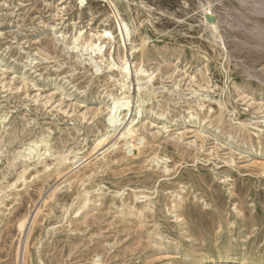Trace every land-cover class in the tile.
Instances as JSON below:
<instances>
[{
    "label": "rangeland",
    "instance_id": "374dc122",
    "mask_svg": "<svg viewBox=\"0 0 264 264\" xmlns=\"http://www.w3.org/2000/svg\"><path fill=\"white\" fill-rule=\"evenodd\" d=\"M263 10L0 0V264H264Z\"/></svg>",
    "mask_w": 264,
    "mask_h": 264
},
{
    "label": "bare ground",
    "instance_id": "6f19581e",
    "mask_svg": "<svg viewBox=\"0 0 264 264\" xmlns=\"http://www.w3.org/2000/svg\"><path fill=\"white\" fill-rule=\"evenodd\" d=\"M127 1V0H126ZM260 10V9H259ZM264 11V10H263ZM80 35V34H79ZM97 35V34H96ZM101 35V34H100ZM104 35V34H103ZM98 36H99V34H98ZM98 38V37H97ZM76 39V38H75ZM100 39V38H99ZM91 41V40H90ZM94 44V43H93ZM135 44V43H134ZM87 45H88V43H87ZM90 45H92L91 44V42H90ZM92 46H95V45H92ZM98 46V45H97ZM136 46V45H135ZM87 47V46H86ZM90 47V46H89ZM99 52H101L100 51V47H98V49H97ZM93 52H95V49H93ZM103 53L101 54V58L103 59ZM101 61H103V60H101ZM125 62V61H124ZM127 63L125 62V65H126ZM125 69H126V66L124 67V72H123V77H126V76H128V74H127V71H125ZM137 70H139V71H137V74H136V76H137V78L139 77L138 76V72H139V75H140V69H137ZM123 71V70H122ZM121 71V72H122ZM143 74V73H142ZM139 79V78H138ZM122 81V80H121ZM122 84H120V86H121ZM123 87H124V83H123ZM122 88V87H121ZM123 89V88H122ZM138 90H140V89H138ZM125 102L126 103H128L129 102V94L127 93V96L125 97ZM137 135V130L136 129H134L132 126L131 127H128V128H126L125 129V131L122 133V136H124V137H126L127 139L126 140H128V142L129 143H132L131 144V146H132V148H135L136 146V144L134 145V143H133V139H134V137ZM150 137V136H149ZM154 137V136H153ZM136 139V138H135ZM151 140V139H150ZM143 141H144V139H143ZM147 141H148V139H147ZM151 142V141H150ZM145 144V143H144ZM143 144V145H144ZM148 144V143H147ZM128 146V145H127ZM138 149H141V148H138ZM141 151V150H140ZM138 153H140L139 151H138ZM18 158V157H17ZM19 158H24V157H22V156H19ZM25 159V158H24ZM26 161H27V159H25ZM23 165H24V163H23ZM26 169H27V167L26 166H24L23 167V169L21 170V172L19 173V175L21 176V177H23V175H24V173H25V171H26ZM87 176V175H86ZM84 177V176H83ZM80 179V178H79ZM82 179V178H81ZM83 193V192H82ZM84 194H87V193H84ZM85 196V195H84ZM88 196V195H87ZM86 196V197H87ZM82 197H83V195H82ZM97 200V199H96ZM84 201V200H83ZM87 202V201H86ZM92 202V201H91ZM94 202V201H93ZM175 202V201H174ZM82 203V202H81ZM92 204V203H91ZM150 204V203H149ZM123 205H125V204H123ZM149 206V205H148ZM141 207V206H140ZM175 207V206H174ZM132 208V207H131ZM150 208V207H149ZM137 209L138 208H134V209H132V210H130L129 211V213L126 215V216H128L129 218H133V219H137V222L138 221H140L139 223L141 224V223H143V221L141 220L142 218V216L141 215H139V213H137V212H139V211H137ZM139 210V209H138ZM122 209H121V211H120V214H122ZM136 211V212H135ZM33 213V212H32ZM35 215V214H34ZM28 217V216H27ZM34 217V216H33ZM136 217V218H135ZM27 219V218H26ZM26 219H24V220H22V221H20L18 224H19V227H20V229L22 230V228H23V226H24V224H25V221H26ZM29 219V218H28ZM31 220H33V219H31ZM86 222H87V220H85ZM89 222V221H88ZM28 223H29V221H28ZM32 223V222H31ZM84 223V222H83ZM90 223V222H89ZM27 224V223H26ZM88 224V223H87ZM130 224V223H129ZM133 224V223H132ZM84 226H86V225H84ZM88 226V225H87ZM86 226V227H87ZM133 226V225H132ZM17 227H18V225H17ZM25 227V226H24ZM28 227H29V225H28ZM129 227H131V226H129ZM88 228V227H87ZM20 233H21V231H20ZM21 235V234H20ZM19 248V247H18ZM21 248H22V246H21ZM22 250V249H21ZM23 253V252H22ZM25 253V252H24ZM20 256V255H19ZM22 258V257H21ZM210 257H208V259H209ZM207 258L205 259V260H208ZM18 260V259H17ZM22 260V259H21ZM210 260V259H209ZM19 262V261H18ZM24 263V262H23ZM22 264V263H21Z\"/></svg>",
    "mask_w": 264,
    "mask_h": 264
}]
</instances>
